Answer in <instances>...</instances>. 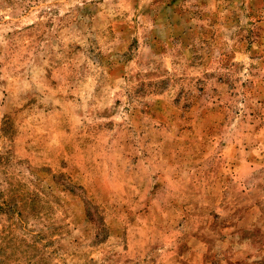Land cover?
<instances>
[{
  "label": "rangeland",
  "instance_id": "rangeland-1",
  "mask_svg": "<svg viewBox=\"0 0 264 264\" xmlns=\"http://www.w3.org/2000/svg\"><path fill=\"white\" fill-rule=\"evenodd\" d=\"M0 264H264V0H0Z\"/></svg>",
  "mask_w": 264,
  "mask_h": 264
}]
</instances>
